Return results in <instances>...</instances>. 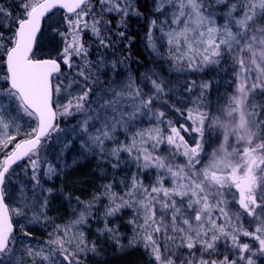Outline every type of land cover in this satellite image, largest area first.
I'll list each match as a JSON object with an SVG mask.
<instances>
[{"label":"snow or ice","instance_id":"6c2138e0","mask_svg":"<svg viewBox=\"0 0 264 264\" xmlns=\"http://www.w3.org/2000/svg\"><path fill=\"white\" fill-rule=\"evenodd\" d=\"M109 248L264 264V0H0V264Z\"/></svg>","mask_w":264,"mask_h":264},{"label":"rangeland","instance_id":"374dc122","mask_svg":"<svg viewBox=\"0 0 264 264\" xmlns=\"http://www.w3.org/2000/svg\"><path fill=\"white\" fill-rule=\"evenodd\" d=\"M220 83L223 84V79H220ZM221 92H223V88H221ZM213 94L215 95V87L213 88ZM223 123L225 125H229L230 122L227 121V120H225V121H223ZM213 144H214V141H213ZM82 171H85V172H88L89 171V168L87 167V165H85L81 170L71 173L65 179V184L67 185V187L69 188V190H71V191H73V192H75L77 194H79L82 191L86 192L87 191V188H88V186H86V187H80L81 183H77V182L74 181V178H75L76 174H78L79 172H82ZM73 186H76L77 188L75 189ZM63 210H64L63 207H61V211H63ZM122 231H124V229H122ZM110 253H113V250L111 248H109L107 250L106 256L102 258V263L106 262V258H109V257L115 258L116 256H119L118 254L117 255L112 254L111 256H109ZM132 253L135 254V252H132Z\"/></svg>","mask_w":264,"mask_h":264},{"label":"trees","instance_id":"16d2710c","mask_svg":"<svg viewBox=\"0 0 264 264\" xmlns=\"http://www.w3.org/2000/svg\"><path fill=\"white\" fill-rule=\"evenodd\" d=\"M82 172L76 174L74 181L77 183H81L80 187H86L87 185L82 182L83 179H85V177L81 175ZM73 187L75 189L77 188L76 186ZM112 254L113 253H110L109 256H111ZM102 264H142V257L138 252H135V254L131 253L130 255H124L123 257L116 256L115 258H111V257L106 258V262Z\"/></svg>","mask_w":264,"mask_h":264}]
</instances>
